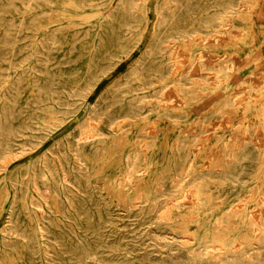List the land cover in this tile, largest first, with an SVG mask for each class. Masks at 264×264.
I'll return each mask as SVG.
<instances>
[{
	"label": "rangeland",
	"instance_id": "374dc122",
	"mask_svg": "<svg viewBox=\"0 0 264 264\" xmlns=\"http://www.w3.org/2000/svg\"><path fill=\"white\" fill-rule=\"evenodd\" d=\"M11 2L14 5L18 3L17 0L0 2V24L4 26L15 23L18 19L17 15H13L17 12L12 9ZM70 5L66 3V0H57L54 4L46 5L45 11L33 22L26 23L23 31L10 27L8 28L9 32H6L0 28V60L8 59L13 63L29 61L30 58L25 56L28 47H25L24 44L37 41L43 32L55 33L65 39L66 37L70 39L51 47L46 65L40 67L47 70V75L56 79L53 80L54 85L65 87V89H58V92L70 90L71 82L74 79L80 80L78 77H73V80L66 78L71 74V69L74 66L81 65L84 70L89 66L92 67L94 71L88 74L92 75L93 78L90 81L95 84L82 99L76 101L72 106L74 111L72 115L60 123V113L57 109L52 107L41 109L40 106L42 99L55 97L56 91L49 96L50 88H46L44 90L46 94H43L44 98L33 104V90L28 86L29 74L25 70L20 75L24 79L23 86L19 90L31 105L37 107L35 113L38 116L44 112V125L47 129H35V136L13 137L15 148L22 144L33 145L36 142L39 144L34 150H25L22 153L19 152V155L17 152L20 149H15V151H11L10 155H5L2 158L5 166L2 175L0 174V180L2 177L5 178L8 187H11L9 176L13 171L17 170L18 172L16 168L25 159L33 157L46 146L58 145L63 148L58 136L65 130L74 126L75 134L83 137L79 131L80 128L76 126L77 123L84 117L91 104L99 103L110 94H108L110 90L104 91L112 80V76L107 72L108 67L116 66L115 74H119L134 62L147 44L153 45L155 24L159 18L156 8L159 6L161 7L162 22L159 28L162 30L161 35L163 36L161 66L164 72L163 84H167L163 93L165 92L167 97L172 93L176 95L172 94L171 99L166 102L168 105L173 102V106L176 103L177 105L173 108L168 106L162 115L146 112L135 116V120H133L136 122L135 127H147L149 132H153V137L160 140L164 146L168 136L171 135V138H175L174 133L171 132L176 129V127L174 129L172 127L177 125L175 132L183 135V140L187 141L188 145H192L190 143L194 142L193 157L196 161L197 180L203 181V186L207 189L213 191L219 189L222 191V196L236 197L234 201H231V209L235 210L230 209L227 220L220 225L221 228H216L217 224L215 225L214 222H207L197 225L191 223L185 227H181V224H173L177 229L171 230L168 225H155L159 218L148 219L133 215V211H130L128 207L129 186L125 181L120 180V166L112 160L115 152L122 150L133 139L130 135L133 134V130H125V126L122 130L114 133L113 144L99 146L93 168H82L79 174L72 176L76 187H68V194L81 212L85 209V205L90 204L99 210L108 208L112 213L113 216L107 225L97 216L89 220V225L96 226L98 233L102 236L105 250L103 264H158L153 261L161 259L165 254L155 251L153 241L149 239L150 235H154L151 231L158 227L166 232L169 231L167 241L174 245L172 257L181 260L185 259L182 256L186 251L198 245L201 237L216 238L210 243L225 247L224 242L231 235L244 236V233L231 232L230 230L234 227L243 228L245 226L244 230L247 227L248 230H252L261 221L264 226V87L259 86L264 84V42L250 44L248 49L240 40V36L244 33L242 28L255 30L258 27L255 23L258 22L264 29V0H149L148 17L146 18L143 14L135 18L138 24L135 35L141 36L137 46L134 45V39L130 37L132 34L122 33L121 38L124 40L120 41L122 44H117L116 38L109 31L113 26L118 25L115 23L118 20H127L126 12H119L112 17L111 21L114 22V25L109 24L105 28H100L98 33L107 36L106 40L100 41L95 37V40L90 41L94 38L92 35L94 30L89 29L88 34H83L84 28L80 22L85 26L87 18H91L93 21L97 20L99 16L95 13L96 8L82 11V9H75ZM229 6L227 23L225 26H221L218 21L219 17ZM245 6H249V8L245 9ZM80 14L82 17H78ZM58 28H61V31ZM196 37L200 39H196ZM14 38L20 39L16 45H12ZM176 47V52H174ZM180 48L181 51L178 50ZM106 50L110 52L109 55L101 57L103 52L99 51L105 52ZM186 56L188 60H186ZM232 57L234 58L232 59ZM151 60V57H147L149 63ZM223 61L227 62L228 68L225 73L220 72L219 74L217 67ZM28 64L29 62L23 64L22 68H27ZM175 67L177 68L173 71ZM185 69L186 71L183 73ZM9 72L11 76L17 75V72L12 69ZM49 76L44 83L51 82ZM248 77L250 79L252 77V79L250 80ZM174 84H179V87H171ZM241 87L242 89H240ZM169 89H171L170 92ZM252 92L256 96L252 95ZM184 96L188 100L186 105L183 103ZM74 99L75 97L69 98L70 101ZM172 109L176 110L172 111ZM173 112L178 117L177 120L166 114H173ZM155 130L157 131L155 132ZM80 142L87 143L82 139ZM81 145L86 146L87 144ZM57 147L54 148L57 149ZM49 156L52 157L53 154L50 153ZM82 158L89 165L88 160L83 156ZM212 162L213 164L210 165ZM182 169L187 171L185 167ZM118 181H121L119 185L116 183ZM10 198L11 191L8 192L7 200L4 198L3 202L8 203ZM55 204L54 210H58L55 212V216L61 218V207L57 203ZM254 209L257 211L255 212ZM251 210L253 211L251 212ZM83 216L82 212L78 217L79 221ZM232 219L233 221L230 222ZM242 220H244V224ZM194 226H198V229H195ZM193 231L196 233L193 234ZM255 234L264 241V232L246 233V236H255ZM160 250L165 251L167 247H160ZM262 250L263 248L256 249V251ZM149 259L153 261H147Z\"/></svg>",
	"mask_w": 264,
	"mask_h": 264
},
{
	"label": "bare ground",
	"instance_id": "6f19581e",
	"mask_svg": "<svg viewBox=\"0 0 264 264\" xmlns=\"http://www.w3.org/2000/svg\"><path fill=\"white\" fill-rule=\"evenodd\" d=\"M148 1L66 0V3L70 5L72 2L70 7L82 9V11L96 8L95 13L99 16L97 20L93 21L91 18H87L88 21L85 23V26L80 22V25L84 28L83 34H88L89 29L94 30L92 34L94 38H89L91 39L90 41L95 40V37L100 41L106 40L107 36L98 33L100 28H105L109 24L114 25V22L111 21L112 17L115 14H119V12H126L128 15L127 20H118L115 22L118 25L116 27L113 26V28L110 27L112 30L109 31L116 38L117 44H122L120 41L124 40L121 38L122 33L126 35L132 34L130 37L134 39V45L137 46L139 45L141 36L135 35L138 27L135 18L143 14L146 18L148 17ZM17 2L15 5L11 2V5L13 4L12 9L17 12L13 13V15H17L18 19L15 23H9L5 26L0 24V28L3 31L9 32L8 28L10 27L23 31L26 23L33 22L45 11L46 5L54 4L57 0H17ZM242 6L244 7V5ZM247 7L249 8V6ZM247 7L245 6V9ZM160 9L161 7L157 6L156 10L159 13V18L155 24L153 45L147 44L146 48L135 58L134 62L119 74H115L117 70L116 66L108 67V70L106 69L112 76V80L104 91L110 90L108 92L110 94L99 103L91 104L84 117L77 123L76 126L80 128L79 131L83 137L81 138V135L77 136L75 134L73 126L58 136V140L62 142L63 148L58 145L46 146L33 157L21 162L16 168L18 172L17 170L16 172L13 171L9 176L11 187H8L5 178H1L0 264H103L105 261V250L102 236L98 233L96 226L89 225V220L97 216L98 219L103 220L107 225V222L110 221L113 215L108 208L99 210L95 209L93 205L87 204L85 205V209L82 208L84 216L79 221L78 217L81 216L82 212L76 207L77 205L74 203L73 198L69 196L68 187H76L72 176L79 174L82 168H93V164L97 159L96 155L99 151V146L101 144L106 146L113 144L114 133L122 130L124 126L125 130H133V134H130L133 139L122 150L116 151L112 160L120 166V180L125 181L129 186L128 207L130 211H133V215L147 217L148 219L159 218V221L155 225H168V228L171 230L177 229L173 224H181V227H185L191 223L197 225L199 223L206 224L207 222H214L215 225L217 224L216 228H221L220 225L227 220L228 212L232 206L231 201H234L236 197L222 196V191L219 189L216 191L207 189L203 186V181L197 180L196 161L193 157L194 142L190 143L192 145H188V142L183 140V135L175 132L177 131V125H174L172 129L175 127L176 129L171 133H174L175 138H171V135L168 136L163 146L160 140L153 137V132H149L147 127H135L136 122L133 121L135 120V116L146 112L162 115L166 112L165 109L168 106L173 108L177 105L176 103L173 106V102L171 106L166 102L171 99L170 96L173 93L169 97L166 96L165 92V96L163 93V89L167 84H163L164 72L161 66L163 57L161 43L163 36L161 35L162 30L159 28L162 24ZM91 11L93 12V10ZM229 11L230 6L219 17V25H226ZM78 17H82V15L80 14ZM255 24L258 26L255 30L242 28L244 33L240 36V40L244 42L245 48L249 49L250 44L264 42V29L258 22ZM58 30L61 31V28H58ZM252 32L254 34H250ZM224 37L221 36V38ZM69 39L68 37L65 39L55 33L43 32L37 41L24 44L25 47H28L25 56L30 58L29 61L23 60L13 63V61H9L8 59L0 60L1 175L5 166L2 158L5 155H10L11 151H15V149H20L17 154L25 150H34L39 144V142L33 145L22 144L15 148L12 140L15 136H35V129L46 128L43 119L44 112H41L40 116H38L35 113L37 107L33 105L35 101L44 98L43 94H46L44 92L46 88H50L49 96L55 91L57 95L42 99L40 101L41 109H45L46 107L57 109L60 113L59 120L61 123L72 115L74 112L72 106L76 101L82 99L95 86L94 82L90 81L93 78L91 77L92 75H89L90 72L94 71L93 68L89 66V68L84 70L83 66L80 65L72 67L71 74L66 76V78H71V80L74 79L73 77H78L80 80L76 81L74 79L71 82L70 90L58 92V89H65V87L54 85L53 80L56 79L47 75V70L40 67L46 65V61H48L47 55L51 47ZM196 39L200 38L196 37ZM19 40L18 38H14L12 45L18 44ZM176 49L177 47L174 52H176ZM178 50L181 51V48ZM99 52H103L101 57L108 56L110 53L107 50ZM174 54L172 55L174 56ZM147 57L152 58L150 63L147 61ZM185 58L188 60L187 56ZM27 62H29L28 67L22 68L23 64ZM229 66H231L230 63ZM176 68H173V71ZM217 68L219 74L220 72L225 73L228 68L227 62H221ZM10 69L16 71L17 75L11 76ZM25 70L29 74L30 82H28V86L33 90L32 105L19 90L23 86L24 79L20 75ZM48 76L51 82L46 84L44 82L48 80ZM259 86L263 88L264 84ZM171 87L178 88L179 84H174ZM170 90L168 91L170 92ZM173 96L176 95L173 94ZM70 97H75V99L70 101ZM183 103L185 105L188 104L185 96ZM166 114L170 115V118L178 119L174 115V112L173 114ZM81 139L87 143H81ZM54 147H57V149ZM50 153L53 154L52 157L49 156ZM82 156L88 160L89 165L84 161L85 159ZM183 167L187 171H184ZM120 182H116L117 185ZM48 185L51 187L49 186L48 188ZM10 191L11 198L8 203H4V198L7 200L8 192ZM55 203L61 207V218H58L57 215L55 216V212H58L57 209L54 210L56 207ZM160 209L162 210L158 213ZM257 209H254L255 212ZM255 215L257 214L255 213ZM256 217L254 218L257 219ZM186 218L188 220H185ZM257 222H259L258 219ZM242 223H245L244 220H242ZM262 223L263 221L255 226V228H252V230H248V227L244 230L245 226L243 228L234 227L230 230L231 232L244 233V236L231 235L224 242L225 247L221 245L219 247L210 243L216 238L206 239L201 237L198 245L186 251L182 256L185 259L181 260L172 257L174 245L172 242L167 241L169 231L166 232L158 227L151 231L154 235H150L149 239L153 241V246L156 248L155 251H160L165 255H162L161 259H155L154 261L149 259L147 261H153L158 264L160 262L161 264H264V241L256 236L257 234L255 236H246V233H263L264 226ZM194 228L198 229V226H194ZM193 232V234L196 233V231ZM160 247H167V250L161 251ZM257 248H263V250L256 251ZM203 259L205 261H202Z\"/></svg>",
	"mask_w": 264,
	"mask_h": 264
}]
</instances>
